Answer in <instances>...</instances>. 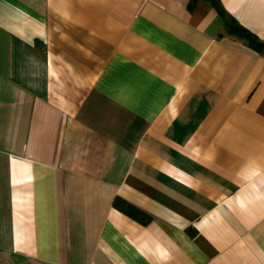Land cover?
Here are the masks:
<instances>
[{
	"label": "crops",
	"instance_id": "crops-1",
	"mask_svg": "<svg viewBox=\"0 0 264 264\" xmlns=\"http://www.w3.org/2000/svg\"><path fill=\"white\" fill-rule=\"evenodd\" d=\"M232 21L264 41V0H0V264H264V50Z\"/></svg>",
	"mask_w": 264,
	"mask_h": 264
},
{
	"label": "trees",
	"instance_id": "trees-1",
	"mask_svg": "<svg viewBox=\"0 0 264 264\" xmlns=\"http://www.w3.org/2000/svg\"><path fill=\"white\" fill-rule=\"evenodd\" d=\"M229 31L244 38L251 49L255 51L264 50V41L260 40L254 33L239 25L236 21L231 22L229 25ZM113 205L130 217L137 219L141 223H147L150 220V217L144 212L126 203L120 198H115Z\"/></svg>",
	"mask_w": 264,
	"mask_h": 264
}]
</instances>
